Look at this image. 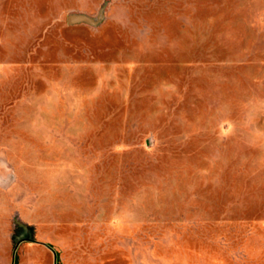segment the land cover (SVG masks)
<instances>
[{
  "label": "rangeland",
  "instance_id": "rangeland-1",
  "mask_svg": "<svg viewBox=\"0 0 264 264\" xmlns=\"http://www.w3.org/2000/svg\"><path fill=\"white\" fill-rule=\"evenodd\" d=\"M0 162V264H264V0H0Z\"/></svg>",
  "mask_w": 264,
  "mask_h": 264
},
{
  "label": "water",
  "instance_id": "water-1",
  "mask_svg": "<svg viewBox=\"0 0 264 264\" xmlns=\"http://www.w3.org/2000/svg\"><path fill=\"white\" fill-rule=\"evenodd\" d=\"M102 19V16L99 15L98 18L95 20L91 19L90 17L86 15H79V14H70L66 18V24L69 26H75V25H83L86 24L88 26H97L99 25L100 21Z\"/></svg>",
  "mask_w": 264,
  "mask_h": 264
},
{
  "label": "crops",
  "instance_id": "crops-1",
  "mask_svg": "<svg viewBox=\"0 0 264 264\" xmlns=\"http://www.w3.org/2000/svg\"><path fill=\"white\" fill-rule=\"evenodd\" d=\"M0 178L1 177H4L5 175H7V173L9 172V171H7V167H6V164L4 163V162H0Z\"/></svg>",
  "mask_w": 264,
  "mask_h": 264
}]
</instances>
